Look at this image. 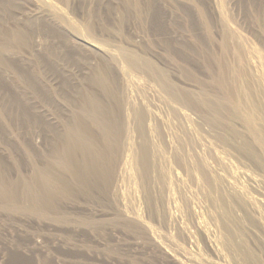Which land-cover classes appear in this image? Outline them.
<instances>
[{
  "label": "rangeland",
  "instance_id": "1",
  "mask_svg": "<svg viewBox=\"0 0 264 264\" xmlns=\"http://www.w3.org/2000/svg\"><path fill=\"white\" fill-rule=\"evenodd\" d=\"M0 264H264V0H0Z\"/></svg>",
  "mask_w": 264,
  "mask_h": 264
}]
</instances>
